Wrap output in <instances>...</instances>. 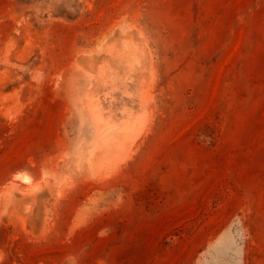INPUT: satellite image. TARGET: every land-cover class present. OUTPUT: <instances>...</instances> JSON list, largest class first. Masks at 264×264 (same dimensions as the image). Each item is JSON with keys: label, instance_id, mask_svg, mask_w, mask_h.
Returning <instances> with one entry per match:
<instances>
[{"label": "rangeland", "instance_id": "rangeland-1", "mask_svg": "<svg viewBox=\"0 0 264 264\" xmlns=\"http://www.w3.org/2000/svg\"><path fill=\"white\" fill-rule=\"evenodd\" d=\"M0 264H264V0H0Z\"/></svg>", "mask_w": 264, "mask_h": 264}, {"label": "bare ground", "instance_id": "bare-ground-1", "mask_svg": "<svg viewBox=\"0 0 264 264\" xmlns=\"http://www.w3.org/2000/svg\"><path fill=\"white\" fill-rule=\"evenodd\" d=\"M131 133H132V131H131ZM133 134H134V133H132V135L130 134V136L132 137ZM134 135H136V137H137V135H139V132H138V134L135 133ZM134 138H135V136H134ZM131 140H132V138H131ZM132 142H133V141H132ZM108 146H109V145H108ZM102 150H103V148H102ZM26 179H27V177H26Z\"/></svg>", "mask_w": 264, "mask_h": 264}]
</instances>
